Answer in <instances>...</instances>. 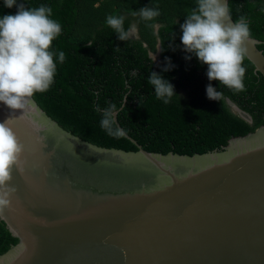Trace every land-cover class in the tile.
I'll list each match as a JSON object with an SVG mask.
<instances>
[{
  "label": "water",
  "instance_id": "obj_1",
  "mask_svg": "<svg viewBox=\"0 0 264 264\" xmlns=\"http://www.w3.org/2000/svg\"><path fill=\"white\" fill-rule=\"evenodd\" d=\"M260 42L245 58L264 78ZM30 100L0 102L27 161L0 213L16 238L0 264H264V124L206 152L146 151L128 135L136 150L109 148Z\"/></svg>",
  "mask_w": 264,
  "mask_h": 264
},
{
  "label": "trees",
  "instance_id": "obj_2",
  "mask_svg": "<svg viewBox=\"0 0 264 264\" xmlns=\"http://www.w3.org/2000/svg\"><path fill=\"white\" fill-rule=\"evenodd\" d=\"M25 7L49 5L52 19L59 21L62 33L51 50L64 51L57 61L54 83L44 93H34L36 104L60 127L101 147L136 150L127 137H110L100 127L101 113L108 103L122 108L119 127L146 151L198 153L219 149L233 136L244 135L264 124V78L253 71L245 58V91L234 92L217 80L209 81L207 65L194 53L186 52L180 40V25L197 0H17ZM233 21L244 16L256 47L264 56V0H227ZM149 6L159 9L153 21H145L133 11ZM14 5L0 0V17L15 14ZM126 17L127 29L135 24L138 38L127 41L106 25L108 15ZM152 24L161 25L157 32ZM91 43V44H89ZM158 44V62L152 60ZM190 59H185V57ZM167 58V59H166ZM56 58L54 57V61ZM170 62V65H169ZM167 70H164L166 69ZM155 71L174 87L170 103L157 99L147 77ZM211 84L223 93L222 99L206 95ZM98 94V95H97ZM233 103L250 117V122L233 113ZM16 242L0 220V253Z\"/></svg>",
  "mask_w": 264,
  "mask_h": 264
},
{
  "label": "clouds",
  "instance_id": "obj_3",
  "mask_svg": "<svg viewBox=\"0 0 264 264\" xmlns=\"http://www.w3.org/2000/svg\"><path fill=\"white\" fill-rule=\"evenodd\" d=\"M14 5L17 8L15 14L0 17V102L12 110H24L34 93L49 90L57 73V61L63 63L66 54L51 50L53 40L62 33L59 21L51 18V6L25 7L17 0H4L5 7ZM132 15L153 21L160 12L156 7L145 6L133 11ZM125 19L123 15L110 14L105 22L121 41L138 38L136 25L126 29ZM151 27L158 32L161 25L152 24ZM180 28L183 49L194 53L208 66L206 75L209 81L217 80L234 92L246 90V68L242 65L247 53L246 44L251 39L249 22L244 16L233 21L227 0H197ZM150 55L154 60L153 53ZM147 82L154 88L156 98L164 104L170 103L176 95L173 85L155 71L150 72ZM206 95L220 101L223 93L208 84ZM95 111L101 113L100 127L108 136L126 137V130L117 125L122 108L118 109L115 103L109 102L103 109L97 104ZM23 153L24 144L11 126V118L0 122V213L12 207L16 193L15 186L10 183L12 172H24L27 161Z\"/></svg>",
  "mask_w": 264,
  "mask_h": 264
},
{
  "label": "flooded vegetation",
  "instance_id": "obj_4",
  "mask_svg": "<svg viewBox=\"0 0 264 264\" xmlns=\"http://www.w3.org/2000/svg\"><path fill=\"white\" fill-rule=\"evenodd\" d=\"M158 47H156V52L155 53H153V55H154V57H155V59H154V62H158V57H157V52H158V50L159 49H157ZM151 56V55H150ZM152 58V57H151Z\"/></svg>",
  "mask_w": 264,
  "mask_h": 264
}]
</instances>
